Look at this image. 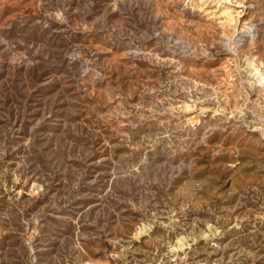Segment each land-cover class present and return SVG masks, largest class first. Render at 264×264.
<instances>
[{"label": "rangeland", "instance_id": "obj_1", "mask_svg": "<svg viewBox=\"0 0 264 264\" xmlns=\"http://www.w3.org/2000/svg\"><path fill=\"white\" fill-rule=\"evenodd\" d=\"M0 264H264V0H0Z\"/></svg>", "mask_w": 264, "mask_h": 264}]
</instances>
